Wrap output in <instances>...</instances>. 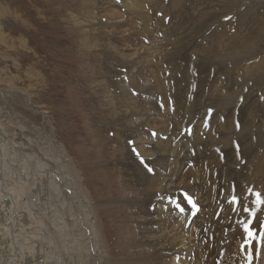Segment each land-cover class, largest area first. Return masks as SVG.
Listing matches in <instances>:
<instances>
[{
  "label": "rangeland",
  "instance_id": "1",
  "mask_svg": "<svg viewBox=\"0 0 264 264\" xmlns=\"http://www.w3.org/2000/svg\"><path fill=\"white\" fill-rule=\"evenodd\" d=\"M132 1L128 9L143 17L127 16L123 0H0V123L8 138L60 162L67 180L78 170L92 203L113 198L95 211L119 264L156 255L150 245L161 220L170 231L174 213L196 232V204L179 195L175 211H162L159 180L199 174L208 204L224 209L223 224L238 216L241 181L264 183V0ZM41 188L33 199H45ZM78 200L67 204L80 217L74 228L88 230ZM30 207L50 228L55 214L45 218V201ZM214 247L208 234V257Z\"/></svg>",
  "mask_w": 264,
  "mask_h": 264
},
{
  "label": "bare ground",
  "instance_id": "2",
  "mask_svg": "<svg viewBox=\"0 0 264 264\" xmlns=\"http://www.w3.org/2000/svg\"><path fill=\"white\" fill-rule=\"evenodd\" d=\"M172 1L175 0H171V2ZM131 3H134V1L123 0L122 3L125 11H128L127 16L129 15L131 18L143 17L144 14L141 11L128 9ZM116 15L117 18H121L118 12ZM140 19L142 20V18ZM125 22L129 23V21ZM118 23L119 22H117V24ZM115 33H117V31ZM139 41L140 40H138L137 43ZM130 42L132 43L131 40ZM117 52H115V54H117ZM134 69L133 71L130 70L131 73L134 72ZM143 74L146 73L143 72ZM134 76L135 75H133V78ZM156 78L157 77L154 79L156 80ZM145 81L146 84L150 82L147 79H145ZM143 82L137 83L141 86ZM121 84L124 85V83ZM141 87H143V85ZM147 87H150L149 84ZM127 89L128 87L125 88L126 91ZM143 89L145 90L144 92L148 90V88H142V90ZM139 91H141L140 88ZM150 92L151 91L148 93ZM135 95L137 96V94ZM138 96L140 97L139 93ZM149 97L151 96L148 94V98ZM217 121L218 120H216V122ZM223 134L224 133L217 131L215 135L216 137H221ZM181 137H179L180 140L182 139ZM184 137L190 140L194 139L189 137L188 134ZM213 138L214 135L208 132L206 136L207 142L209 141V144L217 142L216 145L211 147L219 148L221 145V143L218 142L220 138L211 142ZM177 141L176 143H178ZM184 143H182V145ZM205 146L210 145L205 143ZM32 147L34 146L29 144L27 140L8 138L5 134L3 125L0 123V264H119V259H116L110 254L105 239V230L100 223L99 214L95 211V208L99 206L106 207V205L112 204L113 201L109 199L113 198H108L106 202L102 200L95 204L92 203L89 196L90 192L83 187L80 172L78 170L74 169V180H67V177L70 176V173H68L69 170L63 169V166L59 164L60 162L55 164V162L49 160L45 156V150L43 148L34 147L33 149ZM177 148L179 149V147ZM184 149L187 150V148ZM190 151L191 152L185 158L187 161L191 160L192 163L194 156L193 151L191 149ZM62 158L63 156L59 155V161L63 160ZM57 169H60L64 174V181L62 180L63 185L58 183L61 178L60 175L57 174ZM39 179L42 182H39ZM201 180L202 178L198 174L197 180L183 182L176 177L170 180L161 179L157 185V192L159 193L158 203L162 211L164 209L175 211L177 198L183 195L191 198L189 202H192V205L196 204L198 216H195V222L193 221L195 223L193 225L196 227V232L194 233L191 231V227L187 225L182 215L174 213L171 217V229L169 232L165 231V222L163 220H161L159 224V231L154 238L156 243L150 245L156 249V255L154 254L152 256L148 254L141 260L122 261V264H264V192L260 191L262 196L258 193H254L260 189L264 191V183L254 178L249 180L245 179L247 180L245 183L244 180H242L241 189H243V191L236 194V203L240 209L238 216L233 223L227 222V224H223L224 209L215 208L208 204V197L205 194H201L203 193L200 186ZM28 182L29 186H27ZM37 184H39L40 188L38 190L39 194L43 193L41 186H45V199L40 197L33 199V196H35V186H37ZM64 186L72 189L71 195H68V193V196H65L64 193L62 194L59 192L58 188L64 190ZM246 190H248L247 192L252 191L253 193L247 196ZM74 195L79 196L82 200L74 198ZM69 196L74 202L78 200L76 204H78L79 207H83V217L86 219V223L89 226L88 230L74 228V225L76 226L77 221H79V216L77 215L78 213L75 214L71 212L74 211L73 207H70L72 201L67 205L69 199L71 200ZM57 197L60 199L59 202L56 200ZM38 200H41L43 203L45 201V208H43V210L47 211V216H45L47 220L51 218V216H49V209L55 214L51 219L50 228L47 226L46 220L43 222L39 212H35V210L30 207L33 206V208H35V203ZM97 203L99 205H97ZM47 206H49V208ZM211 215L212 217L209 219ZM66 217L72 218V220L73 218L75 219L73 226L69 223L71 220H68ZM162 219L165 220L167 218L162 215ZM34 224L35 226H33ZM39 224L41 226H39ZM31 230H33V233ZM43 230H45V233ZM53 232H55V236L49 238V234ZM42 234H45V242H43ZM168 234L170 235L168 236ZM208 234L212 237V241L215 244L210 257H208L203 248V241ZM23 235H26L24 240Z\"/></svg>",
  "mask_w": 264,
  "mask_h": 264
},
{
  "label": "snow or ice",
  "instance_id": "3",
  "mask_svg": "<svg viewBox=\"0 0 264 264\" xmlns=\"http://www.w3.org/2000/svg\"><path fill=\"white\" fill-rule=\"evenodd\" d=\"M179 206V205H178ZM193 207H195V205H193ZM183 211V209H181Z\"/></svg>",
  "mask_w": 264,
  "mask_h": 264
}]
</instances>
